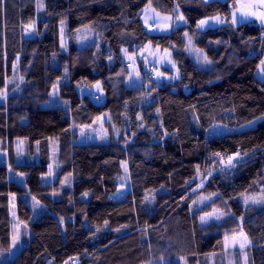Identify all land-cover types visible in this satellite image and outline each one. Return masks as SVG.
Instances as JSON below:
<instances>
[{
  "label": "trees",
  "instance_id": "obj_1",
  "mask_svg": "<svg viewBox=\"0 0 264 264\" xmlns=\"http://www.w3.org/2000/svg\"><path fill=\"white\" fill-rule=\"evenodd\" d=\"M236 1L0 3V148L9 151V166L0 165L1 252L13 237L12 196L29 233L6 264H229L226 237L239 231L250 241L248 264H264V204L245 203L264 194V120L243 128L264 115V81L256 77L264 26H234L229 13ZM148 8L181 14L186 23L152 35L142 22ZM216 17L225 22L198 29L200 20ZM29 27L34 36L27 37ZM86 27L96 37L79 47L78 31ZM148 45L167 52L179 74L165 67L155 78L139 60L142 83L132 86L125 51L138 55ZM59 82L69 107L44 108ZM97 87L102 96L94 100ZM77 88L89 93L80 96ZM105 114L111 142L77 144L74 127ZM16 139L39 144V163H16ZM51 141L59 144L57 180L43 185ZM237 152L243 162L221 171ZM19 174L26 188L15 180ZM123 175L130 189L116 201ZM28 196L43 208L38 220ZM215 209L225 219L203 225L201 216Z\"/></svg>",
  "mask_w": 264,
  "mask_h": 264
},
{
  "label": "rangeland",
  "instance_id": "obj_2",
  "mask_svg": "<svg viewBox=\"0 0 264 264\" xmlns=\"http://www.w3.org/2000/svg\"><path fill=\"white\" fill-rule=\"evenodd\" d=\"M204 1L212 2L215 0H204ZM219 1H225V0H219ZM236 2H235V5H236ZM148 9L151 10L153 8H148ZM154 11H156V10H154ZM159 14L162 16H165V15L167 16V14H161V13H159ZM169 16H171V15H169ZM179 16H182V15L179 14ZM171 17H172V19H174V16H171ZM223 20L225 21L224 18H223ZM180 21H183V23H180L181 25L182 24L184 25L186 23L184 18L180 19ZM209 21H211V22H209ZM209 21H208L209 24H214V27H212V28L219 27L223 24V23L222 24L217 23L215 21V18H214V20H209ZM258 23H260V21H257V23L253 22L252 24L260 25ZM239 24L240 23L233 24V25L237 26ZM176 26H178L177 23H176ZM176 26H175V28H176ZM260 26H262V25H260ZM198 29L200 31H204V30L209 29V27L204 26L202 28L199 27ZM33 30H34V27L28 28V30L26 32L27 37L34 36ZM95 37H96L95 32L93 30H91L90 28H88V27L81 28L78 31V35H77V41H78L79 47H84L86 45H89L95 39ZM60 43H61V50L63 52H67L69 40L65 34L63 24L61 25ZM139 60L145 62L150 67L148 70L149 74L155 78L160 76V73H161L160 69L165 68V67H170L171 69H173L176 76H178V74H179L177 68H175V66L173 64L174 62L172 61L171 57L167 54V52H162L161 50L155 49V48L151 47L150 45H148L146 48L142 49L138 55L130 54V53L125 51V61H126L127 67L131 71L130 82H131L132 86H138L142 83V76H141V73L139 70V63H138ZM152 64H153V66H152ZM256 77H257V79L264 81V74H260L259 69L257 71ZM60 84H61V82L57 83L53 87V90L51 92L49 100L45 104H43L44 108L66 109L69 107V104L66 103L65 101L61 100V98H60ZM77 93L81 96V95H84L85 93L88 94L89 91L86 90L85 88H77ZM91 93L93 95L102 96V91L99 90V87L94 88V90H92ZM261 117H264V115ZM260 118L255 119L254 121H252L251 123H249L248 125H246L243 128L255 126L258 122L262 121V119H260ZM110 124H111V119H110L108 114H105V115L101 116L99 119H97L93 124L83 125L80 127H74V129L77 130L78 136H79L78 140H77V144H80V145H84V144H106V143L111 142L112 134H111ZM118 135H119L118 130H117V132L113 131V136L117 137ZM15 143H16L15 160H16L17 164L39 163V161H40L39 144H35L34 146H31L29 141H27L25 139H16ZM233 157L234 158L232 160V163H234V164H237V160H243L241 155L239 157H236L234 155ZM58 161H59V144L57 141H51L50 142L49 172L42 177L43 185H51L54 182H56L57 176H56L55 170L59 164ZM0 165L9 166V151L1 149V148H0ZM221 167H223V169H225V170H229L232 168V167H229L228 159L223 160L221 162ZM13 172H14V170L10 169L11 175H13ZM123 173H124V175H125V173H127V170H125V167L123 169ZM124 175H123L124 178L122 177L119 180L120 184H122L123 186H121V189L118 193L113 195V199L116 201H120V200L125 199L126 194L130 189V183L128 186V179ZM127 175H128V173H127ZM203 177H204V175H203ZM15 180L21 186L26 188V183H25L26 175L25 174H19L18 176L15 177ZM207 180H208V177L202 178V181L199 184L197 190L202 189ZM64 183L66 184V179H64ZM262 193H264V191ZM84 199H87V197H84ZM28 200H29V203L34 210L32 219L33 220L40 219V217L43 213L42 206L39 205L37 201H34L33 198L30 196H28ZM254 200L255 201H264V194H262V195L256 194V195H252V196L247 197V201L250 204H256V205L264 204V203H254L253 202ZM210 213H215L217 215L222 214L221 219H216L215 215H213V216H211V218H209ZM210 213L202 215L206 219L205 223L201 222L203 225H207V224H210L212 222L213 223H220L226 217L225 212L223 210H219V209L216 210L215 209ZM11 214L13 216V235L18 233L19 239H18L15 247H13L12 246L13 237H12L11 247H10V250L8 252L3 253L0 250V264H6L8 262L15 260L16 257L20 254V252L22 251V249L25 246L23 239L25 238V236L29 235V233L26 232L27 229L25 228V225L17 220V200H16L15 196L11 197ZM241 233H243V235H241ZM245 236L246 235L244 234L243 231L234 232L231 236H229V235L227 236L225 256L229 257V264H238L239 258H241V264H248V261H249V250H248L249 249V243L245 245V248L243 250H241L239 247V243L244 242ZM233 237H235L236 241H237L234 246H233V239H232ZM236 251L239 253L240 257L237 256L238 254L235 253ZM68 264H81V263L78 262L77 260H73V261L69 262Z\"/></svg>",
  "mask_w": 264,
  "mask_h": 264
},
{
  "label": "crops",
  "instance_id": "obj_3",
  "mask_svg": "<svg viewBox=\"0 0 264 264\" xmlns=\"http://www.w3.org/2000/svg\"><path fill=\"white\" fill-rule=\"evenodd\" d=\"M241 12H254L255 15L248 16L247 22L240 23L239 25L249 24L253 22L257 23V21H260L257 17L261 13H264V5L260 3V0H237L233 13L236 17H239L241 15ZM220 19L223 20V18ZM142 22L147 31L152 35H167L175 29L176 23L178 24V26L183 25L180 24L183 23V21H180L178 17H174V19H172V17L169 15L162 16L159 14V12L154 11L153 9H146L143 12ZM258 24L261 25V23Z\"/></svg>",
  "mask_w": 264,
  "mask_h": 264
},
{
  "label": "snow or ice",
  "instance_id": "obj_4",
  "mask_svg": "<svg viewBox=\"0 0 264 264\" xmlns=\"http://www.w3.org/2000/svg\"><path fill=\"white\" fill-rule=\"evenodd\" d=\"M2 2H3V0H0V3H2ZM260 3L262 5H264V0H260ZM250 15H255V13L254 12H252V13L241 12V15L239 17H236L233 12H230L229 13V19L231 20V23H233V24L245 23V22H247V17L250 16ZM257 18L260 20L261 25L264 26V13H261ZM178 19H183V17L182 16H179ZM215 21L217 23H221V24L225 22L224 20H221L219 17H216L215 18ZM204 26H207L209 28H212V27H214V24H209V22L207 20H200L198 27H201L202 28ZM190 42L191 41L189 40V43ZM217 43H219V41H217ZM205 61L208 64H211L212 63V61L207 60L206 57H205ZM259 73L260 74H264V60L261 61L260 68H259ZM173 78H175V77H173ZM5 98H6V96H5ZM260 119L264 120V117H261ZM215 155L216 156H219L220 154L219 153H216ZM245 155H247V153H245ZM235 156L236 157H239L240 154L237 152L235 154ZM233 158H234L233 156H228V164H229V167L234 168V167L237 166L238 163H242L243 162L242 160H237V164H234V163H232ZM125 170H127L126 167H125ZM221 171H224V169H221ZM208 174L210 175L211 173L209 172ZM85 195H87V193H85ZM253 202L254 203H264V201H255V200ZM193 203H195V201H193ZM245 203H247V199H245ZM213 215H215V218L216 219H221V216H222V214H218L217 215L215 213H210L209 214V218H211V216H213ZM200 219H201V222L202 223H205L206 222L205 217L202 216ZM241 235H243V233H241ZM18 239H19V234L18 233L17 234H14L13 235V243H12V246L13 247H15ZM226 239H227V237H226ZM232 239H233V246H234L237 241H236V238L235 237H233ZM248 243H250V241H248L247 237L245 236L244 237V242L239 243L240 249L243 250L245 248V245L248 244Z\"/></svg>",
  "mask_w": 264,
  "mask_h": 264
},
{
  "label": "built area",
  "instance_id": "obj_5",
  "mask_svg": "<svg viewBox=\"0 0 264 264\" xmlns=\"http://www.w3.org/2000/svg\"><path fill=\"white\" fill-rule=\"evenodd\" d=\"M93 99L98 100V95H94Z\"/></svg>",
  "mask_w": 264,
  "mask_h": 264
}]
</instances>
